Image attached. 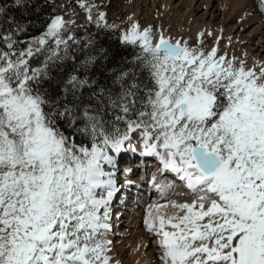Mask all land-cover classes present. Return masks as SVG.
I'll use <instances>...</instances> for the list:
<instances>
[{"label":"snow or ice","instance_id":"6c2138e0","mask_svg":"<svg viewBox=\"0 0 264 264\" xmlns=\"http://www.w3.org/2000/svg\"><path fill=\"white\" fill-rule=\"evenodd\" d=\"M34 7L0 0V264H111L113 154L137 147L191 193L149 206L161 264H264V65L133 23L131 59L98 67L59 15L22 39ZM167 204L183 214L160 215Z\"/></svg>","mask_w":264,"mask_h":264},{"label":"bare ground","instance_id":"6f19581e","mask_svg":"<svg viewBox=\"0 0 264 264\" xmlns=\"http://www.w3.org/2000/svg\"><path fill=\"white\" fill-rule=\"evenodd\" d=\"M126 5L131 12L128 30L133 23H137L141 30L150 27L154 40L163 33L173 40H186L191 46H196L198 39H203L202 46L207 50L216 45L219 37V54L226 53L228 57L244 60L246 68L257 72L264 65V13L260 11V0H128ZM140 5L147 6L145 16L141 13ZM201 32H211L213 35L200 38ZM124 152L127 154H113L117 189L123 192L119 201L112 198L109 206L110 229L105 236L106 240L111 241L108 255L111 264H124L123 246L129 244V264H161L158 257L160 249L155 248L158 246L157 238L145 225L149 206L166 204L168 200L190 202L191 193L174 174L161 175L159 161L155 157L142 155L139 147L136 151ZM130 153L138 155L136 161ZM154 160L156 163L150 171L151 165L147 166V163L153 164ZM106 170L113 171L111 168ZM153 177L157 183L166 180L172 185L165 197L154 186ZM131 185L136 193L135 199L126 191V187ZM124 201L128 203L124 204ZM114 212L116 223L113 225ZM119 214L122 215L117 219ZM159 214L167 218L183 213L167 204L159 210ZM166 227L171 230L170 225Z\"/></svg>","mask_w":264,"mask_h":264},{"label":"rangeland","instance_id":"374dc122","mask_svg":"<svg viewBox=\"0 0 264 264\" xmlns=\"http://www.w3.org/2000/svg\"><path fill=\"white\" fill-rule=\"evenodd\" d=\"M48 4L54 9L53 16H61L64 20L69 21L68 28L70 29V34L75 32L73 29H82L84 36L91 37V41L95 40V38H102L105 35L109 37H114L120 32V36L123 32L127 31L130 14L131 12L128 10V0H45ZM84 3L92 6L91 15L93 17L92 21L88 20V13L84 8L80 7V4ZM151 4V3H149ZM140 10L143 16L147 11V6L140 5ZM100 13L105 14L104 21H101V26H97L95 23L96 18ZM145 18V17H144ZM145 20V19H144ZM107 24V27L103 25ZM198 45V41L196 42V46ZM132 151V150H131ZM130 152V150H129ZM121 154L125 155L126 152H122ZM131 155L133 153H130ZM133 156V155H132ZM134 159L138 158V155L133 156ZM147 163V162H146ZM156 160L152 163H147V166L151 165L150 171L153 169ZM145 172H148L146 170ZM147 175V173H145ZM132 201V200H131ZM129 202V205L131 204ZM156 249L159 247L156 246ZM123 249L124 252V264L130 263V254H131V246L129 244H124ZM160 254H158L159 257Z\"/></svg>","mask_w":264,"mask_h":264},{"label":"trees","instance_id":"16d2710c","mask_svg":"<svg viewBox=\"0 0 264 264\" xmlns=\"http://www.w3.org/2000/svg\"><path fill=\"white\" fill-rule=\"evenodd\" d=\"M6 7L9 9V14L19 16V12L12 8V0H3ZM35 7L24 12L25 16L31 18V30L23 36L22 39L27 40L31 36L39 35L45 26L46 21L54 15V9L45 0H33ZM70 30V29H69ZM75 32L71 33L79 41L77 45H74V49L79 48L80 51L77 55L83 59L85 55L95 56L98 61V67L107 65L108 67H114L122 59H131L135 50L131 47L125 48L120 42V32L114 37L105 35L102 38H95L91 41V37H86L83 34L82 29H73ZM77 143H87L81 137H77Z\"/></svg>","mask_w":264,"mask_h":264}]
</instances>
